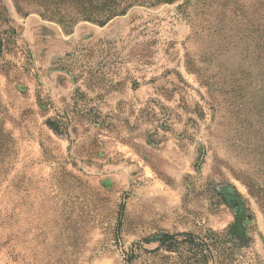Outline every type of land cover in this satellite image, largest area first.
Here are the masks:
<instances>
[{
	"label": "rangeland",
	"instance_id": "1",
	"mask_svg": "<svg viewBox=\"0 0 264 264\" xmlns=\"http://www.w3.org/2000/svg\"><path fill=\"white\" fill-rule=\"evenodd\" d=\"M38 1L0 0V264H264V0Z\"/></svg>",
	"mask_w": 264,
	"mask_h": 264
},
{
	"label": "trees",
	"instance_id": "2",
	"mask_svg": "<svg viewBox=\"0 0 264 264\" xmlns=\"http://www.w3.org/2000/svg\"><path fill=\"white\" fill-rule=\"evenodd\" d=\"M171 4L173 0H76L74 13L66 15L63 11L67 4L64 0L38 1L40 16L63 26H71L79 21L103 26L115 17L123 15L134 4L151 5L154 3ZM165 236L163 240H172Z\"/></svg>",
	"mask_w": 264,
	"mask_h": 264
}]
</instances>
